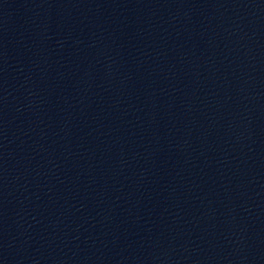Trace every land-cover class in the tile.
<instances>
[{"label": "water", "instance_id": "1", "mask_svg": "<svg viewBox=\"0 0 264 264\" xmlns=\"http://www.w3.org/2000/svg\"><path fill=\"white\" fill-rule=\"evenodd\" d=\"M0 264H264V0H0Z\"/></svg>", "mask_w": 264, "mask_h": 264}]
</instances>
